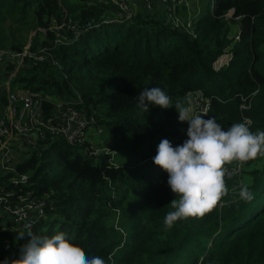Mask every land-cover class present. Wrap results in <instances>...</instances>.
Returning a JSON list of instances; mask_svg holds the SVG:
<instances>
[{
  "label": "trees",
  "instance_id": "1",
  "mask_svg": "<svg viewBox=\"0 0 264 264\" xmlns=\"http://www.w3.org/2000/svg\"><path fill=\"white\" fill-rule=\"evenodd\" d=\"M199 10L191 37L167 24L159 3L148 11L139 2L131 19L107 22L118 14L110 4L0 0V42L8 40L2 28L8 18L18 22L32 17L34 28L47 31L36 30L30 48L46 45L56 62L26 67L16 80L35 92L72 102L87 118L92 116L95 125L107 126L106 140L121 135L123 141L145 147L136 165L113 164L108 155L91 154L95 147L87 141L71 145L49 134L39 139L16 165L19 173L29 175L24 193L52 199L53 211L32 231H62L105 264H264V157L251 160H261L260 165L244 170L251 201L228 192L210 213L178 220L171 228L163 223L175 198L167 173L159 166L141 167L150 158L149 149H154L152 158L156 155L161 139L183 143L188 128L178 121L175 106L139 109L136 96L145 87H160L173 104L187 107L189 94L199 92L210 101V117L222 127L250 118L251 131H264V59L259 49L264 43V0H214L213 6L208 2ZM66 20L80 34L75 38L63 26L59 36H65L64 42L53 45L58 35L50 26ZM9 44L0 49L20 50L24 45ZM222 57L226 63L216 67ZM243 101L250 106L240 110ZM41 106L44 120L51 118V104L43 101ZM226 184L229 189L237 180ZM26 230L0 220L3 259L18 256L27 240L18 234Z\"/></svg>",
  "mask_w": 264,
  "mask_h": 264
},
{
  "label": "built area",
  "instance_id": "2",
  "mask_svg": "<svg viewBox=\"0 0 264 264\" xmlns=\"http://www.w3.org/2000/svg\"><path fill=\"white\" fill-rule=\"evenodd\" d=\"M89 3L99 4L105 3L114 6L118 14L110 16L108 21H117L119 18L131 19L137 10V4L140 2L144 10H152L154 4L159 3L164 7V14L167 24L173 28L182 29L191 37H195L194 33V16L197 10L192 13L189 8L190 0H87ZM214 0H209V4L213 6ZM180 8H187V16L179 15ZM229 18V15H224ZM239 19V17H236ZM69 21H64L62 24L53 22L50 29L55 32L58 37L54 38L53 45L64 42L65 36L60 35V30L66 26L68 30L73 31L74 37L77 38L80 30H77L76 25H69ZM90 27V23H88ZM87 29V28H86ZM41 33H46V28L38 29ZM238 35L235 36L238 39ZM31 39L20 50H12L8 47L0 49V79L4 81L1 88L6 95V104L0 109V220L2 222L9 221L13 228L22 230L32 227L38 220L46 219L47 213L53 211L52 199L48 195L34 196L31 192H23L22 185L29 183V175L27 173H19L16 165L23 161L31 153L33 148L38 144V140L45 138L47 134L51 138L63 139L71 145H82L86 142L87 128L95 125L94 118H87L82 111H78L70 101H63L57 98H49L44 94L42 97H37L36 92L30 88L24 90H15L11 87L21 73L17 74L20 68L22 70L33 64L40 63L46 60L56 64L51 54L48 52L46 45L39 46L36 49H31ZM15 71H14V70ZM43 101H47L52 106V117L44 120V110L41 106ZM1 105V104H0ZM249 103L243 101L239 105V109H247ZM189 107L194 110L195 114L207 112L210 117V101L201 93L197 92L190 100ZM5 108V109H4ZM25 116L31 120V123L26 124L21 121ZM241 122H247L249 127L252 126L250 118H243ZM225 130L226 127H223ZM12 131L16 132L12 136ZM21 136L27 142V147L19 148L25 151L27 156L21 161L13 160L15 149H10V141ZM19 136V137H20ZM17 137V138H16ZM171 141L175 147L181 145L176 144L174 138H166ZM15 141V142H16ZM104 145L96 146L91 154H105L109 156L110 161L115 164L114 159L119 153L116 140L110 139L104 141ZM244 165V164H243ZM231 172L237 166L232 164L227 166ZM244 169V168H243ZM241 167L238 172L231 177H225V180L236 179L237 184L229 188V193H239L240 175L244 171ZM14 189H9V186ZM8 219V220H7ZM2 246H0L1 255Z\"/></svg>",
  "mask_w": 264,
  "mask_h": 264
},
{
  "label": "clouds",
  "instance_id": "3",
  "mask_svg": "<svg viewBox=\"0 0 264 264\" xmlns=\"http://www.w3.org/2000/svg\"><path fill=\"white\" fill-rule=\"evenodd\" d=\"M149 105L162 109L175 106L178 121L187 122V139L173 146L161 139L156 147L153 163L167 173V185L175 198L170 200L172 211L166 213L164 225L171 228L181 219L202 218L210 213L228 194L225 177L235 175L239 168L258 157H264V131H251L247 122H234L225 130L207 112L195 114L194 110L177 102L160 87L143 88L136 96V106L148 112ZM236 164L231 172L227 166ZM239 197L251 201L249 185L241 183ZM26 242L18 256L5 258L0 264H105L100 256L86 254L83 248L71 242L66 233L54 231L41 235L29 227L18 234Z\"/></svg>",
  "mask_w": 264,
  "mask_h": 264
},
{
  "label": "rangeland",
  "instance_id": "4",
  "mask_svg": "<svg viewBox=\"0 0 264 264\" xmlns=\"http://www.w3.org/2000/svg\"><path fill=\"white\" fill-rule=\"evenodd\" d=\"M205 4H207V0H190V6L191 7L189 8V10L191 9L192 13H194V11H196V10L198 11V9L200 8L201 12H202ZM185 12H187V8H186ZM179 15L182 18L185 17L184 10L182 8H180V10H179ZM15 16H18V14L16 13ZM2 28H4V32H6L8 40L0 42V46H9L10 45L9 42H11V41L26 45L29 42L30 38H32L35 35V33L38 32V31H36V30H38V28L33 27V18L32 17H28L26 20H24V19L19 20L18 22H13L11 19L8 18L3 23ZM41 37H42V35L38 34V38H41ZM259 49L262 51L263 59H264V43L259 46ZM226 60H227V57L220 58L215 64L216 67H220V66L224 65L226 63ZM22 68H20L18 71H16V73L17 74L21 73ZM11 85H12V87L17 86L19 88H23V86H24V84L20 81H15ZM196 93L189 94V102H190L191 98ZM36 94H37V97H42L44 94H46V95H48L49 98L53 99V96L48 94V93L37 91ZM6 101L5 102L2 101L1 105L2 106L5 105ZM184 123H187V122L185 121ZM108 131L109 130H108L107 126H101V125L90 126L89 128H87L86 141L88 143L94 145V147L102 146L105 144L104 141L106 140L107 135L109 134ZM15 133L16 132L12 131V136L15 135ZM19 136H18L16 142L10 141V143H9L10 149L13 150L16 148L15 152H13L14 153L13 160H15V161L23 160L28 154V153L26 154L25 151L19 150V148L27 147V142L25 141V139L22 138L21 136L20 137ZM114 140H116V144H117L118 149H119V153H118L117 157L114 159V162H116V163L122 162L125 164L136 165L137 162L141 161L144 158L140 154L145 149L144 144L133 145L130 142L125 141V139L123 141L121 135H119V136L117 135L114 138ZM147 153L149 155L148 157H150V158L148 159V161H147V159L145 161H143L141 164V167L146 168V169L156 167L157 165H155L153 163V159H152V156L154 154V149H149V151ZM260 162H261V160H260ZM260 162L257 161L255 163V162L249 161V162L245 163L244 165H242L241 168L242 169L244 168L243 170L248 171L251 168H253L254 166L260 165ZM239 178H240V184L241 183L248 184V181H249L248 180V173H245V171H243ZM3 240H4V238H2V236L0 235V245H2ZM3 260L4 259L0 255V262H2Z\"/></svg>",
  "mask_w": 264,
  "mask_h": 264
},
{
  "label": "crops",
  "instance_id": "5",
  "mask_svg": "<svg viewBox=\"0 0 264 264\" xmlns=\"http://www.w3.org/2000/svg\"><path fill=\"white\" fill-rule=\"evenodd\" d=\"M70 1V3L71 4H77L78 3V0H69ZM209 2V0H207V3ZM183 9V8H182ZM201 10H199V12H200ZM201 13V12H200ZM17 81V80H16ZM12 84V83H11ZM3 85H4V81L1 79L0 80V104H2V101H6V95L3 93V91L1 90V88L3 87ZM11 87H12V85H11ZM12 88H14L15 90H18V89H20V90H24V89H26V87H25V85L23 86V88H19V87H17V86H13ZM18 88V89H17ZM0 107H2V105H0ZM5 109V108H4ZM0 111H1V109H0ZM21 121L23 122V123H26V124H29V123H31V120L28 118V117H25V116H23L22 118H21ZM17 138V137H16ZM12 140H14V141H16V139H12ZM3 244V243H2ZM0 246H2V245H0Z\"/></svg>",
  "mask_w": 264,
  "mask_h": 264
},
{
  "label": "bare ground",
  "instance_id": "6",
  "mask_svg": "<svg viewBox=\"0 0 264 264\" xmlns=\"http://www.w3.org/2000/svg\"><path fill=\"white\" fill-rule=\"evenodd\" d=\"M81 104V103H80ZM48 138V137H47Z\"/></svg>",
  "mask_w": 264,
  "mask_h": 264
}]
</instances>
